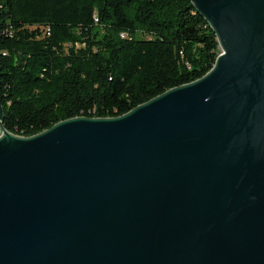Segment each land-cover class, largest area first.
Wrapping results in <instances>:
<instances>
[{
	"label": "water",
	"instance_id": "water-1",
	"mask_svg": "<svg viewBox=\"0 0 264 264\" xmlns=\"http://www.w3.org/2000/svg\"><path fill=\"white\" fill-rule=\"evenodd\" d=\"M191 1L193 82L29 137L0 95V264H264V0Z\"/></svg>",
	"mask_w": 264,
	"mask_h": 264
},
{
	"label": "trees",
	"instance_id": "trees-1",
	"mask_svg": "<svg viewBox=\"0 0 264 264\" xmlns=\"http://www.w3.org/2000/svg\"><path fill=\"white\" fill-rule=\"evenodd\" d=\"M220 52L191 0H0L4 126L29 137L121 116L203 77Z\"/></svg>",
	"mask_w": 264,
	"mask_h": 264
},
{
	"label": "built area",
	"instance_id": "built-area-1",
	"mask_svg": "<svg viewBox=\"0 0 264 264\" xmlns=\"http://www.w3.org/2000/svg\"><path fill=\"white\" fill-rule=\"evenodd\" d=\"M96 20H98V19L96 18ZM46 32H47L48 34H50V33H49V32H50V28H49V27L46 28Z\"/></svg>",
	"mask_w": 264,
	"mask_h": 264
}]
</instances>
